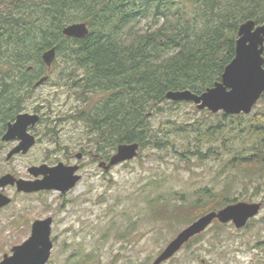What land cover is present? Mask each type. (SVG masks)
<instances>
[{"label": "trees", "instance_id": "1", "mask_svg": "<svg viewBox=\"0 0 264 264\" xmlns=\"http://www.w3.org/2000/svg\"><path fill=\"white\" fill-rule=\"evenodd\" d=\"M249 19L264 24V0H7L0 6V135L26 110L34 82L47 73L41 54L55 47L51 69L59 63L58 86L75 94L76 105L65 119L83 123L82 135L94 155L108 159L125 142H138L139 152L173 146L151 117L163 108L173 115L187 102L170 101L165 93L189 89L199 94L219 81L234 57L239 25ZM73 22H85L88 34L64 36L63 27ZM258 102L262 110L237 132L250 144L235 146L236 135L227 139L232 145L223 172L231 171L232 178L219 190L196 192L195 199L179 193L176 201L156 199L168 219L188 224L237 201L238 177L244 185L264 178V93ZM206 112L221 118L189 125L198 141H211L225 121L246 116ZM175 130L190 129L179 125ZM182 149L191 153L189 145ZM197 153L204 158L200 149ZM223 226L216 222V228Z\"/></svg>", "mask_w": 264, "mask_h": 264}, {"label": "rangeland", "instance_id": "2", "mask_svg": "<svg viewBox=\"0 0 264 264\" xmlns=\"http://www.w3.org/2000/svg\"><path fill=\"white\" fill-rule=\"evenodd\" d=\"M6 1L0 0V6ZM58 67L59 63L55 64L49 80L35 87L23 111L40 116V121L29 128L35 144L28 152L7 159V153L19 141H2L5 130L1 133L0 176L9 173L33 180L30 166L63 162L80 164L81 179L64 194L56 190L24 193L15 186L0 187L11 198L0 209V260L10 254L12 246L27 239L35 219L51 216L53 246L46 264H152L167 243L191 223L168 219L166 209L157 205L156 199L176 201L177 193L195 199L196 192L202 189L219 190L233 176L231 171L223 172L232 145L227 139L235 135L240 138V127L257 109L262 110L263 103L257 102L245 118L231 124L225 121L222 133L211 141H198L191 127L198 121L217 122L221 116L210 117L193 103L178 107L173 115L163 108L151 121L159 134H167L174 145L165 149L146 147L136 158L103 171L93 157L94 148L82 135L83 123L65 119L76 105L75 94L58 86ZM179 125L190 130L176 131ZM242 142L250 144V138L241 135L233 144L240 146ZM184 144L190 146L191 153L182 152ZM83 148L90 153L85 154ZM78 152L83 154L80 159L76 158ZM240 178L233 188L235 202H261L259 213L242 228L231 222L216 228L214 221L198 241L184 245L162 264H264V244L258 245L264 243V178L245 185Z\"/></svg>", "mask_w": 264, "mask_h": 264}, {"label": "water", "instance_id": "3", "mask_svg": "<svg viewBox=\"0 0 264 264\" xmlns=\"http://www.w3.org/2000/svg\"><path fill=\"white\" fill-rule=\"evenodd\" d=\"M62 34L67 37L82 38L88 34L85 22H73L65 25ZM235 42V54L225 66L221 79L202 93L189 89L169 90L165 98L174 102H192L198 110L207 109L211 113L223 112L228 115L249 114L264 93V24L249 19L239 25ZM47 71L51 70L56 58V49L51 47L41 54ZM49 79V74L41 75L35 82L38 87ZM40 120L37 113L21 112L12 122H8L2 141L18 140L10 149L6 158L18 153H26L35 144L36 138L29 132ZM138 142H125L117 145L109 160L98 162V167L108 170L119 163L137 157ZM82 154L78 152L76 158ZM79 165L58 162L56 165H33L28 168L35 179L26 180L12 174L0 176V187L15 186L18 192L33 193L43 190H56L61 194L73 188L81 179ZM11 202V198L0 191V208ZM261 202L238 201L224 207L211 210L195 219L170 240L153 260L152 264H161L176 254L192 237L205 231L213 221L221 224L231 222L236 228L244 227L248 220L260 211ZM52 217L35 219L31 223L30 234L22 243L11 247L10 254H4L0 264H46L50 258L53 242L51 239Z\"/></svg>", "mask_w": 264, "mask_h": 264}, {"label": "flooded vegetation", "instance_id": "4", "mask_svg": "<svg viewBox=\"0 0 264 264\" xmlns=\"http://www.w3.org/2000/svg\"><path fill=\"white\" fill-rule=\"evenodd\" d=\"M90 151H91V150H90ZM80 153H81V152H80ZM89 153H90V152H89ZM81 154H82V153H81ZM82 155H83V154H82ZM81 157H82V156H81ZM93 157H95V158L98 159V160H97V165H98V162H100V161H103V160H104V161L107 162V161L109 160V157H110V156L108 157V159H99V158L97 157V155H94V154H93ZM66 164H72V163H66ZM77 165H79V168H78V172H79V171L81 170V165H80V164H77ZM112 167H114V166H112ZM112 167H111V168H112ZM111 168H109L108 170H110ZM108 170H103V171H108Z\"/></svg>", "mask_w": 264, "mask_h": 264}]
</instances>
